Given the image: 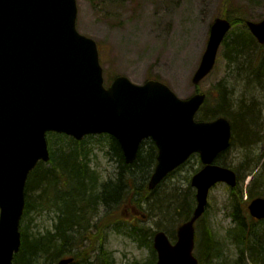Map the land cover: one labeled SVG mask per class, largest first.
Here are the masks:
<instances>
[{
  "label": "water",
  "instance_id": "95a60500",
  "mask_svg": "<svg viewBox=\"0 0 264 264\" xmlns=\"http://www.w3.org/2000/svg\"><path fill=\"white\" fill-rule=\"evenodd\" d=\"M77 16V0H0V264H13L21 248L26 185L37 164L51 159L48 132L76 140L109 134L128 164L142 142L152 139L158 155L151 190L199 154L204 166L191 179L197 201L192 216L178 227L176 242L158 230L153 245L157 264H200L195 224L206 211L210 190L220 182L238 184L232 168L216 163L232 145V121L223 115L197 120L207 94L184 99L160 80L137 84L119 75L106 87L98 44L78 31ZM246 23L264 44V18ZM231 27L224 17L212 23L195 85L214 69ZM248 209L264 219V197L254 198ZM73 261L62 258L58 264Z\"/></svg>",
  "mask_w": 264,
  "mask_h": 264
},
{
  "label": "rangeland",
  "instance_id": "374dc122",
  "mask_svg": "<svg viewBox=\"0 0 264 264\" xmlns=\"http://www.w3.org/2000/svg\"><path fill=\"white\" fill-rule=\"evenodd\" d=\"M223 3L224 0H77V28L98 42L106 86L119 75L127 76L137 84L158 79L184 99L198 90L205 93L211 91L213 100L211 105L209 103V109L218 100L217 91L223 90L227 92L225 106L230 115L238 117L239 111L245 109L260 113L257 128L261 131L258 137L252 141L248 137L242 146L239 130L238 143L222 154L225 164L220 163L237 172L240 182L236 187L243 189L244 199L247 200L251 186L254 197L264 196V74L259 78L243 74L239 76V72L226 59V49L222 46L214 70L198 85L193 83L207 46L211 25L218 16H224ZM227 6L232 15H242L246 20L264 18V0H231ZM263 51L264 48H255L252 51L253 59ZM252 69H255L254 66ZM247 106L253 109L249 110ZM53 136L49 134L48 139L54 148L63 144L67 146L74 139L68 135H65L64 140ZM83 140L82 147L88 151L89 165L97 172L99 181L114 180L119 171L120 159L114 156L110 139L106 134H98ZM144 147L147 149V145ZM202 165L199 155H194L171 173L142 207L131 202L125 203L112 215L125 216L128 219L126 225L132 222L149 228L153 236L158 230L168 234L174 232L176 237L173 240H176L177 228L183 220L173 213L175 205L173 202L170 204L168 198L174 193L187 192L189 197L193 192L195 194L191 179ZM233 189L225 182L211 189L206 213L196 223L197 243L194 252L199 257L206 228V231L211 229L222 247L220 257L213 262L264 264V222L251 217L243 203L234 206ZM39 194V190L31 193L30 201L34 205L22 219L21 230L25 229L29 236L55 230L56 208L40 204ZM160 198L164 201L158 204ZM112 208L106 210V207H99L92 223L103 218ZM167 208L172 210L165 211ZM234 214L247 224L246 234L242 237L232 233L237 226ZM126 225L121 231L112 224L106 227L104 247L111 253L115 264H149L151 249L130 236L129 226ZM98 228L99 231L95 228V231L82 232L85 235L84 243L79 248L76 246L77 240L72 246V254L87 249L92 244L90 239L102 233L100 226ZM240 238L245 242L241 243ZM98 246L99 243L96 244V250ZM98 254L99 251L92 252L93 261H96ZM204 262L208 264L205 259ZM41 264H44L43 260Z\"/></svg>",
  "mask_w": 264,
  "mask_h": 264
},
{
  "label": "trees",
  "instance_id": "16d2710c",
  "mask_svg": "<svg viewBox=\"0 0 264 264\" xmlns=\"http://www.w3.org/2000/svg\"><path fill=\"white\" fill-rule=\"evenodd\" d=\"M230 1L224 0L222 10L223 15L232 21V29L223 43L226 49L225 57L231 67H234L239 72V76L243 74L246 77L255 76L259 78L258 76L264 74V51L254 58L257 61L253 59L252 51L255 48L262 49L264 45L259 44L253 36L246 25L245 17L232 15L227 10V4ZM252 66L255 69H252ZM217 92L218 100L210 109L208 106L209 103L210 105L212 103L213 93L211 91L207 92L209 97L198 112L197 118L200 120H211L220 115L228 116L233 122L234 137L232 146H235L239 141V130H241L240 144L242 146L243 144L245 145V140L248 137L250 141L255 140L261 131L257 128L260 122V113L256 111V113H253L254 109L247 106L249 110H253L251 112L246 111L247 109L241 110L238 117L232 116L225 106L227 92L223 90ZM50 134L61 140L66 137L64 134ZM106 136L110 139V146L114 156L120 159V167L116 178L105 182L99 181L97 172L89 165L88 151L82 147L85 140L71 139L67 146L63 144L61 147L54 148L52 141L49 139L51 159L47 163L39 162L29 175L26 185L27 201L24 216L34 205L30 201L31 193L34 190H39V197L41 198L39 203L47 207L56 208L57 221L55 230H48L44 234L38 233L30 236L25 229L21 230L22 245L19 252L15 255L13 264H41L42 260L44 264H49L50 262L57 264L61 257L73 253L72 246L76 244L77 240L79 242H77L76 246L82 247L85 240V235L82 232H88L95 228V230L99 231V226L102 233L94 235L92 239L88 238L92 244L84 251L80 250L74 254L76 262L73 264H115L111 253L104 247V231L111 224L115 229L121 231L123 226L128 224V219L125 216H114L112 214L116 213L125 203L131 202L137 207H142L144 202L150 199L160 185L155 190L148 188V180L157 164V147L152 140H146L142 144L136 160L128 164L125 162L119 142L112 136ZM145 145H147V149L144 147ZM217 162L225 164L222 161V155L219 156ZM252 188L251 186L249 198L245 200L243 189L235 187L233 189L235 194L234 206L238 207L243 203L247 207L250 200L254 197ZM187 194V192L174 193L168 198L170 199L169 203L173 202V206L175 205V209H173L175 212L173 213L183 221L191 217L196 205L194 192L190 197ZM163 201L164 199H161L158 204ZM99 207H106V210L108 207L113 208L106 212L103 218L93 224L92 222L96 218ZM167 210H172V208L165 209V211ZM234 216L237 219V226L232 233L234 232L242 237L243 234H246L247 224L236 214ZM129 224L131 225H126L129 226L128 234L140 244L151 249L152 259L149 264H156L157 254L153 246V231L139 223L130 222ZM206 230L205 228L202 248L199 253L200 264L205 263L204 259L208 261V264H226L220 261L213 262L215 258L220 257L222 247L220 241L215 239L210 231L211 229ZM209 231L212 234L211 236ZM80 234H82L81 237H79ZM169 236L173 240L176 237V233L173 232ZM240 242L244 243L245 241L240 238ZM97 243H99V246L96 250ZM93 251H99L96 261L92 260L91 254Z\"/></svg>",
  "mask_w": 264,
  "mask_h": 264
},
{
  "label": "bare ground",
  "instance_id": "6f19581e",
  "mask_svg": "<svg viewBox=\"0 0 264 264\" xmlns=\"http://www.w3.org/2000/svg\"><path fill=\"white\" fill-rule=\"evenodd\" d=\"M238 182H240L239 177H238ZM209 235H210V236L212 235L210 231H209Z\"/></svg>",
  "mask_w": 264,
  "mask_h": 264
}]
</instances>
